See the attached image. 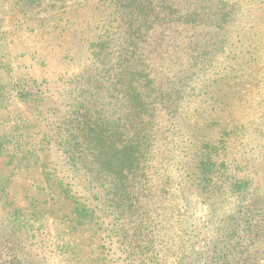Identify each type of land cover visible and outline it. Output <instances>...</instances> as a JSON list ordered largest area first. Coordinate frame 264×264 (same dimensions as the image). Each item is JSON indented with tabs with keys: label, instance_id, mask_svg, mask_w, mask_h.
Returning a JSON list of instances; mask_svg holds the SVG:
<instances>
[{
	"label": "rangeland",
	"instance_id": "obj_1",
	"mask_svg": "<svg viewBox=\"0 0 264 264\" xmlns=\"http://www.w3.org/2000/svg\"><path fill=\"white\" fill-rule=\"evenodd\" d=\"M131 3L0 0V264H264V0H223L187 29L177 3L175 45L192 50L162 61L168 114ZM131 108L143 123L125 134ZM77 112L135 145L101 152L117 160L99 195L112 209L78 230L88 215L59 183L83 201L91 191L56 146Z\"/></svg>",
	"mask_w": 264,
	"mask_h": 264
},
{
	"label": "trees",
	"instance_id": "obj_2",
	"mask_svg": "<svg viewBox=\"0 0 264 264\" xmlns=\"http://www.w3.org/2000/svg\"><path fill=\"white\" fill-rule=\"evenodd\" d=\"M131 5L138 7L136 19L141 21L140 31H143L147 39L144 43L141 44L144 40V36L139 34L138 37H143L142 41L138 40L133 45H128V48H123V51L126 55L129 56V47H134V55L139 49L140 45L149 43L152 46V54L154 56V78L151 82L154 93H159L155 96L153 104L158 106L161 110H167L173 112L172 109H169L168 100L163 99V87H165L164 79L167 77V71L170 72V69L164 66L162 61H166L167 58L174 57L177 52L176 48H180L179 45L182 39V33L179 32L177 28H180V24H175L173 27H170V24H173L174 17L177 11V3L181 1L184 12L178 8L179 20L185 21L184 27H193L198 23V21L207 22V18L211 17L213 11H222L223 0H132ZM192 6H196L195 9L190 10ZM225 8H229L224 5ZM219 12V13H220ZM218 13V14H219ZM184 18V19H183ZM205 26L211 27V25L205 24ZM133 34V31H132ZM134 37V36H132ZM190 39L184 37V42L182 43L190 51L192 48L189 46ZM138 45V46H137ZM193 45V44H192ZM186 48H180L181 52L184 53ZM104 47L100 46L97 51V55L101 56ZM206 50V44H201L202 55H204ZM141 52V50H140ZM122 57V55H121ZM191 61L197 58H190ZM186 65H189L188 60H186ZM122 65V64H121ZM111 69V68H110ZM113 70H108V75H111ZM169 74V73H168ZM179 83L177 84V86ZM172 86H175V83H172ZM162 90V91H161ZM167 89H165L166 91ZM175 92V90L173 91ZM173 92L169 91V95L172 96ZM127 107L126 102L122 106V111L125 112ZM157 107H152L153 123L156 121V116L161 112ZM132 119L128 124H126L125 134L130 130V128H137L142 126L143 119H139L136 116L138 113L136 108H131ZM125 115V114H124ZM123 115V116H124ZM83 115L80 112H77L75 116H72L65 123L66 126V138L61 140V143L56 144L58 150L62 153V157L66 160V164L70 165L73 169V172L76 175V178L72 179L74 184L77 186L80 184H86L85 188L91 191V196L89 199L83 201L81 198L78 199L75 195L72 196L70 193V184H64L62 181L59 183L60 192L59 194H64L69 199H76L75 208L73 211L82 217V215H88L87 220L82 222H76L74 224V229L78 230V226H82V229H87L88 226L95 224V221L100 222L104 219V215H108L112 207L105 205L104 201L99 198V195H103L104 191L108 193L110 191L107 184H105L106 179L110 175L108 169L114 167L117 160L115 158L106 159L107 163L104 164L102 161L103 153H114L118 151L120 153H130L135 150V145L131 142L124 140L126 144H118L114 138L116 134L109 130L100 127L98 119L92 116L86 121L82 122L80 119ZM121 116L120 120L123 119ZM85 118H88V114L84 115ZM79 119V120H78ZM77 121V122H76ZM76 122V123H75ZM72 125V127H71ZM156 133V132H154ZM106 135V137H105ZM153 135V134H152ZM92 137V138H91ZM84 139V140H83ZM126 141V142H125ZM129 141V140H128ZM138 141V140H132ZM108 156V155H106ZM201 161V160H200ZM110 183V178H109ZM106 194V193H105ZM121 201V200H119ZM65 205V203H63ZM117 212V210H116ZM115 212V213H116ZM112 213V212H111ZM114 213V212H113ZM124 237L127 242L121 244L131 247L132 239ZM128 255L131 258V263L133 262L134 249H127ZM227 260H223V264H226Z\"/></svg>",
	"mask_w": 264,
	"mask_h": 264
}]
</instances>
